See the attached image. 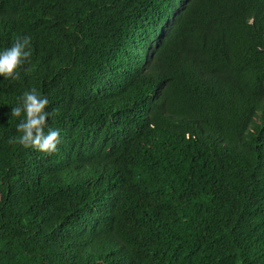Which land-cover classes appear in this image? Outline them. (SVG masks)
<instances>
[{
  "label": "trees",
  "instance_id": "obj_1",
  "mask_svg": "<svg viewBox=\"0 0 264 264\" xmlns=\"http://www.w3.org/2000/svg\"><path fill=\"white\" fill-rule=\"evenodd\" d=\"M0 264H264V0H0ZM47 96L53 154L8 143Z\"/></svg>",
  "mask_w": 264,
  "mask_h": 264
},
{
  "label": "clouds",
  "instance_id": "obj_2",
  "mask_svg": "<svg viewBox=\"0 0 264 264\" xmlns=\"http://www.w3.org/2000/svg\"><path fill=\"white\" fill-rule=\"evenodd\" d=\"M31 56V37H18L10 48L0 52V77L18 80L21 66L30 63ZM49 103L47 96L41 95L35 88L25 91L19 104L11 110L12 117L23 119L17 125L18 135L10 138L8 143L44 154L55 153L60 143V131L49 128L45 133L48 118L56 115L55 110L46 111Z\"/></svg>",
  "mask_w": 264,
  "mask_h": 264
}]
</instances>
